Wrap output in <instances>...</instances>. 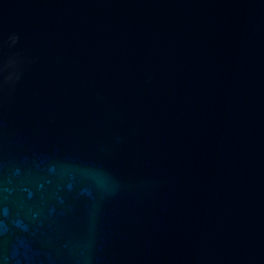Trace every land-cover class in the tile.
<instances>
[{"label": "water", "instance_id": "95a60500", "mask_svg": "<svg viewBox=\"0 0 264 264\" xmlns=\"http://www.w3.org/2000/svg\"><path fill=\"white\" fill-rule=\"evenodd\" d=\"M0 264H264V0H0Z\"/></svg>", "mask_w": 264, "mask_h": 264}]
</instances>
